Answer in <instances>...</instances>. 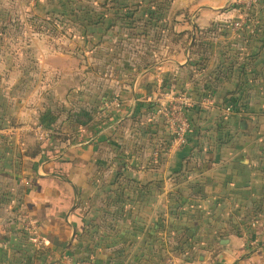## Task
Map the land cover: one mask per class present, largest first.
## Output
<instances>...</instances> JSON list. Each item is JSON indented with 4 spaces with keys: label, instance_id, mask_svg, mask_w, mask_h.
I'll return each mask as SVG.
<instances>
[{
    "label": "crops",
    "instance_id": "1",
    "mask_svg": "<svg viewBox=\"0 0 264 264\" xmlns=\"http://www.w3.org/2000/svg\"><path fill=\"white\" fill-rule=\"evenodd\" d=\"M5 1L16 10L27 3L25 13L29 4L58 7ZM225 1L171 11L184 18L178 33L188 45L137 74H81L79 55L66 48L76 38L25 43L29 71L38 67L46 82L39 89L55 90L33 99L24 86L19 98L0 85V264H264V0L252 14L255 34L228 30L243 12H221ZM207 29L206 49L199 39L192 47L196 31ZM9 45L19 47L0 43V65L11 60ZM64 61L78 66L66 77ZM64 80L70 94L59 93ZM169 90L191 99L195 125L176 150L156 114ZM41 103L45 117L49 110L60 118L59 132L39 122L33 107ZM229 104L238 106L228 113Z\"/></svg>",
    "mask_w": 264,
    "mask_h": 264
},
{
    "label": "rangeland",
    "instance_id": "2",
    "mask_svg": "<svg viewBox=\"0 0 264 264\" xmlns=\"http://www.w3.org/2000/svg\"><path fill=\"white\" fill-rule=\"evenodd\" d=\"M199 3V0H57L58 7L56 9L40 10V7L38 9L31 8V4H29L30 11L25 13L26 10H29L27 3L20 5L19 2L16 10L13 9L15 5L0 0L2 9L15 11L14 13L8 12L9 14L0 13V28H2L0 43L16 42L19 44V47L9 45L11 47L9 52L3 50L10 54L11 60L10 62L2 60L0 85L16 93L19 98L25 96L24 86L29 89L32 87L31 96L33 99L44 91H48L47 99L52 97L55 89L51 87L43 89L46 85H42L39 89L40 83L45 84L46 82H40L39 73L36 71L38 67L29 71L35 63L31 62L28 55L30 49H28V45L25 46V43L33 40L44 42L46 46V43L55 40L69 42L74 38L78 39L79 42L74 45V48L65 47L79 55L81 74H87L90 71L95 73L99 67H102V71L105 73L113 75L114 78L121 73L134 72L137 74L140 71V64L147 54L155 57V61H158L159 58L168 55H178L181 48L188 45L187 42L190 38L184 33H178L184 18L178 20L173 16V13L176 11L185 12V10L190 12ZM238 3V0H226L222 3L224 7L221 12L223 13L234 14L232 10L237 7H240L243 12V16L240 14L243 19L231 18V21L226 22L228 30L230 28L234 30L235 23L240 21H245V25L252 24V14L256 7L249 9L243 4L238 5ZM261 4L262 0L255 12L260 11ZM200 22L206 26L214 24L207 17H202ZM209 32L210 30L206 32L205 37L208 38L207 35L212 34ZM230 33L232 34V32ZM218 36L220 37L219 34ZM62 51L64 50L62 49ZM0 58H2L1 55ZM64 62L66 64L63 67L58 65V69H63L66 72L64 77H66V74L75 72L78 66L73 68L72 61ZM61 76L58 74L52 77L59 79ZM52 77H49L50 83H53L51 82ZM63 85L64 87H59V93L70 94L72 86H69V82L65 81ZM1 100L2 96H0ZM41 107L42 111H40ZM33 108L40 112L37 114V118H41L40 123L48 122V117H45L44 113V103L39 106L35 105Z\"/></svg>",
    "mask_w": 264,
    "mask_h": 264
},
{
    "label": "built area",
    "instance_id": "3",
    "mask_svg": "<svg viewBox=\"0 0 264 264\" xmlns=\"http://www.w3.org/2000/svg\"><path fill=\"white\" fill-rule=\"evenodd\" d=\"M35 1V0H33ZM246 8L254 9L258 4L259 0H238ZM256 21V19H254ZM245 21H240L235 23L234 30L239 32L244 28L249 30L250 34H255L257 22H252L250 25H245ZM157 109L156 114L162 118L166 124V127L171 135V150L179 149L185 142V137L189 131V123L186 117V109L191 106V99L187 94H179L174 97L167 91L161 93L160 97L157 99ZM120 105V101L116 99V106ZM226 111L231 113V108H227ZM170 154V153H169ZM27 231L37 236L38 239V226L31 222L27 226ZM42 241V240H41ZM40 241V242H41ZM90 264V263H85Z\"/></svg>",
    "mask_w": 264,
    "mask_h": 264
},
{
    "label": "trees",
    "instance_id": "4",
    "mask_svg": "<svg viewBox=\"0 0 264 264\" xmlns=\"http://www.w3.org/2000/svg\"><path fill=\"white\" fill-rule=\"evenodd\" d=\"M260 5V0H259V4L256 6V9L258 8V6ZM254 20V18H252ZM256 22L258 23V26L256 27V30L257 28L259 27V18L257 17L256 18ZM247 28H244L243 31H245ZM242 31V32H243ZM257 33V32H255ZM133 35H135V33H132ZM206 36V32H203V31H196L195 33V37H194V41H193V44H192V47H195V42L198 43L197 39L200 40V44L204 47L203 49H206L207 47V43L209 42V39L205 37ZM197 37V38H196ZM191 56H192V52H191ZM156 58L152 57L150 54H147L146 56H144L143 58V61L141 62L140 64V71H145L147 69H149L153 64H155V61ZM169 92L171 94H173V91L172 90H169ZM209 99L210 98H213V96L211 94H207ZM232 98H230L229 100H231ZM237 103V102H236ZM234 106H238L237 104H229L227 105L226 107L227 108H231V110L234 109ZM226 108V109H227ZM195 110V109H193ZM49 110L45 111L47 113V117H48V122H43L41 123V125L44 127V128H47L49 129L50 131H53V132H59V129H60V124L58 123V121H60V118L57 116L55 117L54 113L53 112H48ZM193 112L192 110L190 111H186V117H187V120H188V123H189V131L185 137V142L184 144L179 148H183L189 141V138L190 136L195 132L194 128H195V125H194V120H193V114L191 113ZM42 122V121H41ZM163 147L166 151V149H168V144L165 146V144H163ZM162 149V147H161ZM163 150V149H162ZM57 172V174H60L61 171H55ZM6 185L8 184V182L5 183Z\"/></svg>",
    "mask_w": 264,
    "mask_h": 264
}]
</instances>
